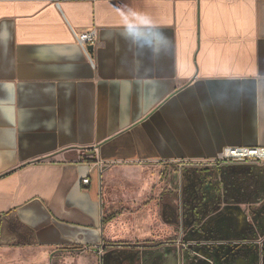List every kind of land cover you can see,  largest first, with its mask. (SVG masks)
I'll return each mask as SVG.
<instances>
[{"label": "crops", "instance_id": "1", "mask_svg": "<svg viewBox=\"0 0 264 264\" xmlns=\"http://www.w3.org/2000/svg\"><path fill=\"white\" fill-rule=\"evenodd\" d=\"M90 29L88 57L73 32ZM225 147H264V0H0V264H49L58 250L103 264L120 216H104L105 168L211 161ZM263 166L246 168L263 175L255 189L249 173L242 202L263 201ZM232 174L203 230L187 228L191 200L168 195L166 239L129 222L125 249L143 264H256L263 231ZM182 219L195 253L178 260Z\"/></svg>", "mask_w": 264, "mask_h": 264}, {"label": "rangeland", "instance_id": "2", "mask_svg": "<svg viewBox=\"0 0 264 264\" xmlns=\"http://www.w3.org/2000/svg\"><path fill=\"white\" fill-rule=\"evenodd\" d=\"M257 165L209 166L203 164H190L180 167V164L172 163L115 165L105 168L102 175L103 204L105 206L104 216L108 217L117 213L120 214L117 219L108 224V228L112 232V238L108 240V243L124 244V233L131 238L133 237L132 232L135 231V228L128 226V223L130 222V225H135V222L140 223L141 221H143L145 225H149L148 229L150 230V234L147 237L152 238V234L159 233L162 238L166 239L165 230L167 228H164L165 225L162 224V218L160 216V207H162L160 205L162 204L161 201H164L168 195L176 194L177 198L180 197V188H185L187 186L185 183V176L190 177L195 173H202L205 170L215 172V178L212 181H207L201 188L206 195V203L209 205L212 204L213 201H211L210 197H214L215 201L220 198L221 205L222 199L224 201L227 200V197H230L229 194H231L232 189L226 186L227 182L225 178L233 173L229 182L235 184V193L239 196L238 202H241L242 205L245 203L244 206H246V212L248 214L250 213L249 216L250 219H252L251 221H256L257 223V219L254 218V212L260 209L261 205H264V198L263 201L258 204L242 202L244 200L241 199L246 197L245 194H247L248 191V189L246 191L245 185L247 183L246 179L251 176L249 173L252 174L255 172L259 175L262 174L261 168L255 169V171H247L246 168H252ZM182 178H184L183 184H181ZM192 203L194 202L191 201L190 204ZM210 211H213V209ZM153 212H157L154 220L148 216L150 215L152 217ZM139 216L140 218H137ZM205 219L206 218L203 217V221H205ZM182 223L184 224L183 219ZM178 233L179 237L184 241L183 238L185 233L183 232V228L182 231L179 230ZM148 242H150L149 245L155 243L143 240H133L128 243L148 244ZM86 253L87 254L84 255H89L88 257L93 256L95 259L94 263L98 264V254L94 252ZM76 254L72 251L58 250L50 255L49 264H78V262L85 264L84 261H79L80 255L83 254ZM112 254L113 251H107L104 256H111ZM139 254L138 252V255ZM125 256L126 254L124 257ZM126 263L127 261L124 264Z\"/></svg>", "mask_w": 264, "mask_h": 264}, {"label": "flooded vegetation", "instance_id": "3", "mask_svg": "<svg viewBox=\"0 0 264 264\" xmlns=\"http://www.w3.org/2000/svg\"><path fill=\"white\" fill-rule=\"evenodd\" d=\"M185 176V175H184ZM215 178V172L214 171H204L202 173H195L193 175L185 176V179L190 180L192 183L191 186L187 185L185 188H181V200L183 203V199L187 196V199L193 201L194 203L190 204V207H194L195 215L198 217H206L210 210H215L220 205V198L219 200L214 199V197H210L211 201H213L212 204H208L207 198L205 193L202 191V186L207 181H212ZM259 174H253L252 176V182L251 184H256L254 188H257V184L259 183ZM257 181V182H256ZM191 187V188H190ZM184 197V198H183ZM216 197V196H215ZM186 199V198H185ZM163 208V205H162ZM184 208L183 206L181 207ZM179 210L176 211L178 213ZM254 215L257 219L258 226L262 229L264 232V205H261L260 209L254 212ZM196 217V218H197ZM116 248L111 249L109 251H113V254L111 256H103L102 261L103 264H124L126 261V264H139L140 255H138L139 250L141 249H132L126 250L125 248L127 245L125 244H116ZM264 250V249H263ZM126 256L124 257V255ZM262 264H264V251L262 253Z\"/></svg>", "mask_w": 264, "mask_h": 264}, {"label": "built area", "instance_id": "4", "mask_svg": "<svg viewBox=\"0 0 264 264\" xmlns=\"http://www.w3.org/2000/svg\"><path fill=\"white\" fill-rule=\"evenodd\" d=\"M78 45L88 55L87 47L97 44L98 34L96 29H90L80 33L73 32ZM180 167L190 164H203L211 166H224V165H257L264 164V147H225L222 151L211 161L201 162H176ZM88 180L82 181L84 185H88ZM260 245L264 244V237L259 239ZM176 246L182 251L189 248V244L184 242L180 237L176 241ZM100 252V251H99Z\"/></svg>", "mask_w": 264, "mask_h": 264}, {"label": "water", "instance_id": "5", "mask_svg": "<svg viewBox=\"0 0 264 264\" xmlns=\"http://www.w3.org/2000/svg\"><path fill=\"white\" fill-rule=\"evenodd\" d=\"M92 49H93V47H91V46H89V47H87V51L90 53L91 51H92ZM178 214V213H177ZM197 217V216H196ZM193 223H195L194 224V226H196L195 228H194V230L195 231H197V232H199L200 230H203L204 228H205V225H206V223H207V221H203V217H197V218H195L194 220H193V222L191 223V224H189V226H187V228H189V227H191L192 225H193ZM184 224H182V226H181V224H180V222H178V230L180 229L181 231H182V228H183V231H184V229H187V228H185V226H183ZM264 237V232L261 234V236L259 237V239H261V238H263ZM258 239V240H259ZM184 241L185 242H188L189 240L188 239H186V238H184ZM263 247H264V244L263 245H260V252L261 253H263ZM258 248H259V245H258ZM177 250V249H176ZM239 250L240 249H238V250H235V251H233V249H231V252L229 251V252H219V258H221L222 260H223V262H226L227 261V259L228 258H230V256H236L238 253H239ZM150 252H152V251H150ZM177 252V258H178V260H182V255L186 252V253H192V254H194L195 253V251H194V248H192V246H190L189 245V248L187 249V250H185V251H182V250H177L176 251ZM149 254V253H148ZM142 255V254H141ZM216 255V256H217ZM220 255H222V256H220ZM157 258H159L160 260H162V259H164V257H160V256H158ZM218 258V257H217ZM262 254H260V256H258L257 257V263L256 264H262ZM143 262H144V260L143 259H140V261H139V264H143ZM166 264V263H165Z\"/></svg>", "mask_w": 264, "mask_h": 264}, {"label": "trees", "instance_id": "6", "mask_svg": "<svg viewBox=\"0 0 264 264\" xmlns=\"http://www.w3.org/2000/svg\"><path fill=\"white\" fill-rule=\"evenodd\" d=\"M183 202H184V200H183ZM185 206V205H184ZM176 211H177V209H175ZM116 216V215H115ZM113 218V217H112ZM107 220H110V219H107ZM177 220H178V218H177ZM263 249H264V247H263Z\"/></svg>", "mask_w": 264, "mask_h": 264}, {"label": "clouds", "instance_id": "7", "mask_svg": "<svg viewBox=\"0 0 264 264\" xmlns=\"http://www.w3.org/2000/svg\"><path fill=\"white\" fill-rule=\"evenodd\" d=\"M121 15L123 16L124 14L122 13ZM129 27H131V25H129Z\"/></svg>", "mask_w": 264, "mask_h": 264}]
</instances>
